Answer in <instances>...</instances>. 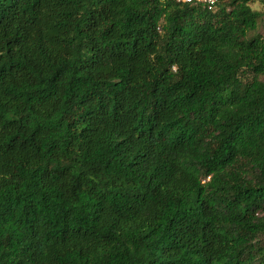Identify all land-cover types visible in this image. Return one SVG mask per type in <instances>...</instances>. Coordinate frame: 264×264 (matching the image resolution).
<instances>
[{
  "label": "trees",
  "instance_id": "obj_1",
  "mask_svg": "<svg viewBox=\"0 0 264 264\" xmlns=\"http://www.w3.org/2000/svg\"><path fill=\"white\" fill-rule=\"evenodd\" d=\"M264 0H0V264H264Z\"/></svg>",
  "mask_w": 264,
  "mask_h": 264
},
{
  "label": "rangeland",
  "instance_id": "obj_2",
  "mask_svg": "<svg viewBox=\"0 0 264 264\" xmlns=\"http://www.w3.org/2000/svg\"><path fill=\"white\" fill-rule=\"evenodd\" d=\"M252 7L255 10L261 11L262 12V16L259 20V24H258V29L257 32L264 35V3L262 2H256L252 4Z\"/></svg>",
  "mask_w": 264,
  "mask_h": 264
},
{
  "label": "built area",
  "instance_id": "obj_3",
  "mask_svg": "<svg viewBox=\"0 0 264 264\" xmlns=\"http://www.w3.org/2000/svg\"><path fill=\"white\" fill-rule=\"evenodd\" d=\"M185 3H191V4H202L207 5L209 8H213L218 0H178Z\"/></svg>",
  "mask_w": 264,
  "mask_h": 264
}]
</instances>
